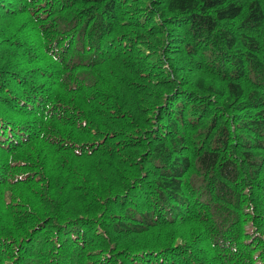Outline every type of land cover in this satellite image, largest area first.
I'll return each mask as SVG.
<instances>
[{
    "label": "trees",
    "instance_id": "trees-1",
    "mask_svg": "<svg viewBox=\"0 0 264 264\" xmlns=\"http://www.w3.org/2000/svg\"><path fill=\"white\" fill-rule=\"evenodd\" d=\"M0 264H264V0H0Z\"/></svg>",
    "mask_w": 264,
    "mask_h": 264
}]
</instances>
